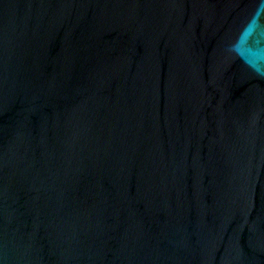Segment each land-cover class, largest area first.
<instances>
[{"label":"water","instance_id":"obj_1","mask_svg":"<svg viewBox=\"0 0 264 264\" xmlns=\"http://www.w3.org/2000/svg\"><path fill=\"white\" fill-rule=\"evenodd\" d=\"M0 264H264V0H0Z\"/></svg>","mask_w":264,"mask_h":264}]
</instances>
